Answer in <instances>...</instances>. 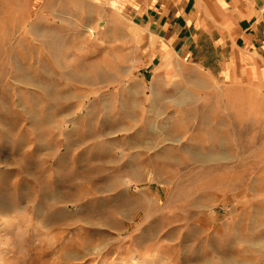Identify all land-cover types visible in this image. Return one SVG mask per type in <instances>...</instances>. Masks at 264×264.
Wrapping results in <instances>:
<instances>
[{"label":"rangeland","instance_id":"rangeland-1","mask_svg":"<svg viewBox=\"0 0 264 264\" xmlns=\"http://www.w3.org/2000/svg\"><path fill=\"white\" fill-rule=\"evenodd\" d=\"M115 1L0 0V264H264V81Z\"/></svg>","mask_w":264,"mask_h":264},{"label":"crops","instance_id":"crops-1","mask_svg":"<svg viewBox=\"0 0 264 264\" xmlns=\"http://www.w3.org/2000/svg\"><path fill=\"white\" fill-rule=\"evenodd\" d=\"M123 2L150 38L144 45L150 61L141 66L146 72L154 71L157 57L158 72L191 60L211 73L264 81V0Z\"/></svg>","mask_w":264,"mask_h":264},{"label":"bare ground","instance_id":"bare-ground-1","mask_svg":"<svg viewBox=\"0 0 264 264\" xmlns=\"http://www.w3.org/2000/svg\"><path fill=\"white\" fill-rule=\"evenodd\" d=\"M116 2V1H115ZM117 3V2H116Z\"/></svg>","mask_w":264,"mask_h":264}]
</instances>
